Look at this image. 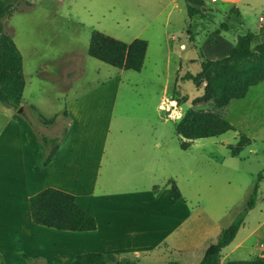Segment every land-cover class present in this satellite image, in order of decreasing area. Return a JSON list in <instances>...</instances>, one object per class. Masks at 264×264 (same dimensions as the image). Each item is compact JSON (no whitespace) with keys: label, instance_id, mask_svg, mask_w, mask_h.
<instances>
[{"label":"rangeland","instance_id":"374dc122","mask_svg":"<svg viewBox=\"0 0 264 264\" xmlns=\"http://www.w3.org/2000/svg\"><path fill=\"white\" fill-rule=\"evenodd\" d=\"M203 2L208 9L207 18L201 22L196 17L190 20L187 12V6L201 5L197 0H15L10 13L2 18L1 23L22 54L27 83L24 98L46 101L43 105L46 112H55L60 108L67 78L72 80L71 93L105 78L119 80L115 118L109 138L115 154V169L109 179L110 191H140L149 213L160 214L163 218L200 221V225L194 228L209 239L215 238L220 228L227 227L238 214L244 212L253 185L257 182L259 187L254 208L245 213V226L238 236L250 232L264 221V81L250 87L243 98L232 100L223 109L213 110L202 106L201 102L194 103L202 95L205 82L195 85L192 80L178 78V73L182 76L187 72L196 74L200 71L197 46L209 35V31H212L211 36H216L213 30L225 18L222 11L210 10L208 0ZM260 15L264 16L259 10L245 12L242 16L244 28L256 33L263 30L261 35H264V29L258 27L259 23L264 25V21H258ZM189 22L192 24L193 39H197L195 47L187 41L189 35L185 31ZM94 30L127 43L135 38L145 39L149 43L147 69L157 71L159 79L149 82L140 81L134 74L122 76L116 67L89 56L87 49ZM237 31L235 28L232 32H223L221 36L232 41L233 35H238ZM172 35L187 44L178 71L179 41L172 40ZM261 42L264 40L259 38L251 44L250 59L253 61L257 60V48ZM169 47L171 57L168 63L165 54ZM219 52L217 50L216 53ZM56 65L59 69L67 66L69 69L70 65L71 68L60 78L64 71L58 74L51 69ZM41 68L43 77L37 75ZM88 77L93 79L83 83ZM133 80L136 85L131 87ZM164 88L161 111L157 104ZM189 109L220 115L233 125L234 130L220 136L193 140L189 148L182 150L174 124ZM24 110L28 112V109ZM126 117L132 118V123ZM59 121L54 117L52 123L45 125L39 118L37 125L53 135L61 129ZM120 121L122 123L118 124ZM119 129L124 136L121 142L116 137ZM239 133L246 135L249 142L238 156H231L226 145L236 144ZM132 154L153 158V162H149V170L138 177H131L133 172L121 175L122 161ZM104 161L100 181L108 177V173L105 174L107 160ZM170 178L175 180L182 194L176 204L170 201ZM151 230L154 235L161 233L159 228ZM254 233L264 236V223ZM155 257L156 254H153L152 258ZM148 262L142 260L137 264Z\"/></svg>","mask_w":264,"mask_h":264},{"label":"crops","instance_id":"0c3cea01","mask_svg":"<svg viewBox=\"0 0 264 264\" xmlns=\"http://www.w3.org/2000/svg\"><path fill=\"white\" fill-rule=\"evenodd\" d=\"M208 1L211 4L210 10L222 11L224 17L231 8L238 9L243 23L242 16L245 12L259 10L264 14V0ZM197 2L201 3L202 10L208 9L203 0H197ZM258 21L263 22L264 16L260 15ZM258 27L264 29L262 23H259ZM223 32L226 31L211 36L212 31H209V35L204 37V41L199 46H197L196 38V40L187 38L189 44L198 47L200 63L202 58L217 60L229 54L236 37L233 35V40L229 41L221 36ZM170 38L179 41L178 71L187 44L180 37L172 35ZM211 38L214 39V43L210 42ZM217 50L220 52L216 53ZM165 55L166 62L169 63L170 47ZM148 60L149 43L140 71L117 69L122 76L125 74L133 76L134 74L140 81L155 82L159 79V73L154 72V69L151 71L147 69ZM162 60H164L163 57ZM57 66H51V69L58 74L64 71V75H60V78L68 74L71 68V65L69 69L68 66L64 69H59ZM42 70L43 68L37 73L40 77H43ZM182 76L178 73L177 77ZM91 79L93 77H88L82 82L85 83ZM133 81L131 87L136 85L135 80ZM71 82L72 80L67 78L60 108L55 112H46L43 108L46 101L39 102L33 97H30V100L24 98L27 85L25 80L21 110L28 109L27 115L37 127H39L37 124L41 116L45 118L55 116L57 121L60 120L61 129L64 125L67 127V132L60 141L54 159L46 166L43 165V148L37 141L29 123L20 114L21 110L18 111L0 103V256L4 263L25 264L26 259L22 256L25 254L30 258H39L40 263L70 264L77 254L101 252L112 253L119 258H128L136 264L142 260L149 261L148 264L169 262L198 264L205 249L216 241L218 235L208 239L202 231L195 230L194 227L200 225V221L197 220L163 218L160 214L149 213L140 191H119L117 193L110 191L109 179L111 172L114 173L115 169L113 166L115 154L109 138L115 118L119 80L105 78L93 85L87 84V88L76 90L74 93H71ZM163 93H165V88L157 104V108L161 111L163 109L160 108V104L165 99ZM64 112L66 116L63 115ZM127 119L129 123H132V118L126 117ZM137 125L136 121V130ZM39 129L48 136H55L61 131L60 129L50 135L40 127ZM118 134L120 136H116L117 140L124 141L120 129ZM126 137L131 140L129 135ZM104 160H107L108 168L105 174L108 173V177L100 181L99 175ZM152 160V157L140 154L125 156L122 161L124 166L120 167L121 175L126 176L129 172H133L131 177H138L149 170V162H153ZM260 180L261 176L258 181ZM47 187L72 193L76 202L95 217L96 229L83 232L64 231L33 223L29 210V197ZM181 198L182 194L172 204H176ZM263 223L264 221L250 232L238 236L245 226L243 219L233 240L222 248L220 262L252 259L247 258L251 255L264 257V236L254 233ZM184 226L186 228L183 229ZM157 228L161 230V233L152 234L151 229ZM181 230L184 232L180 233ZM153 254H156L155 258H152Z\"/></svg>","mask_w":264,"mask_h":264},{"label":"trees","instance_id":"16d2710c","mask_svg":"<svg viewBox=\"0 0 264 264\" xmlns=\"http://www.w3.org/2000/svg\"><path fill=\"white\" fill-rule=\"evenodd\" d=\"M15 0H0V103L14 109L21 106L25 80L22 71V55L13 38L4 30L2 18L9 14L12 3ZM190 20L196 19L202 22L206 19V10L201 7L187 6ZM237 29L236 41L229 54L217 60L202 58L201 69L198 73H185L181 79L192 80L195 85L205 82L203 93L195 99L194 103L201 102L202 106L219 110L226 107L232 100L241 99L250 87L264 81V42L259 43L257 48V60L250 59L251 44L259 40L262 34L246 30L240 18V12L231 8L225 18L214 29V34L219 35L222 31L232 32ZM192 24L189 22L186 33L192 40ZM214 43V39H210ZM147 41L135 38L130 42L118 40L101 31L94 30L91 33L87 53L113 67L140 71L147 49ZM259 68L258 71H255ZM20 114L26 119L36 135L37 141L43 148V165H48L55 157L60 141L67 132L64 125L55 136H48L37 127L28 117L25 110ZM66 116V113H63ZM55 117V116H54ZM54 117H40V121L48 125L54 121ZM176 135L180 139V148L186 150L191 141L199 138L220 136L229 130H234L231 123L224 120L220 115L207 112L203 114L193 109L185 112L182 118L174 124ZM249 142V138L239 133L236 144H228L226 147L231 156H238L242 147ZM260 174L258 179H260ZM170 201L175 203L181 196L178 186L173 179H169ZM258 183L247 201L244 212L238 214L227 227L220 230L217 239L204 251L198 264H264V257L257 256L246 260H230L220 262V252L235 237L243 223L245 213L253 208L255 203ZM29 210L33 223L64 231H92L97 227L95 217L84 210L75 200V196L67 191L54 187H47L29 197ZM22 254V253H21ZM25 264L40 263L37 257L30 258L25 254ZM0 264H5L0 256ZM70 264H136L128 258H119L112 253L86 252L73 257ZM167 264H178L169 262Z\"/></svg>","mask_w":264,"mask_h":264},{"label":"water","instance_id":"95a60500","mask_svg":"<svg viewBox=\"0 0 264 264\" xmlns=\"http://www.w3.org/2000/svg\"><path fill=\"white\" fill-rule=\"evenodd\" d=\"M260 39H261V41H263V40H264V35H261V36H260ZM21 108H22V107L20 106V107L18 108V111H20Z\"/></svg>","mask_w":264,"mask_h":264},{"label":"bare ground","instance_id":"6f19581e","mask_svg":"<svg viewBox=\"0 0 264 264\" xmlns=\"http://www.w3.org/2000/svg\"><path fill=\"white\" fill-rule=\"evenodd\" d=\"M162 107H163V104H162Z\"/></svg>","mask_w":264,"mask_h":264}]
</instances>
